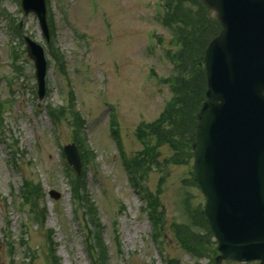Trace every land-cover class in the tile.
<instances>
[{
  "label": "rangeland",
  "instance_id": "rangeland-1",
  "mask_svg": "<svg viewBox=\"0 0 264 264\" xmlns=\"http://www.w3.org/2000/svg\"><path fill=\"white\" fill-rule=\"evenodd\" d=\"M162 9L163 0H47L54 30L49 41L63 57L61 67L36 16L24 15L20 0H0V264H46V243L62 264H92L87 240L92 242L91 229L97 230L93 242L99 264L211 262L213 237L201 227V210L192 208L203 207L205 196L185 181L192 161L151 170L146 182L138 183L122 158V151L138 157L142 146L136 127L144 122L150 127L173 95L164 81L175 73L164 52L173 51L169 39L174 33L161 23ZM20 21L21 29L16 26ZM23 33L45 48L42 99L36 94L33 63L20 41ZM69 99L76 109L70 120L59 109ZM112 114L118 135L109 126ZM73 124L85 125L78 139L86 158L84 179L74 193L61 155L63 145L73 141ZM156 150L161 159L172 152L167 143ZM29 180L38 183L39 192L32 191L37 187ZM26 191L37 200L35 212L21 197ZM145 191L159 197L157 209L148 208ZM37 212L45 215L43 224L31 218ZM191 213L197 223L187 221ZM183 223L199 242V257L181 246L177 231L185 228ZM196 240L188 245L196 249Z\"/></svg>",
  "mask_w": 264,
  "mask_h": 264
},
{
  "label": "water",
  "instance_id": "water-1",
  "mask_svg": "<svg viewBox=\"0 0 264 264\" xmlns=\"http://www.w3.org/2000/svg\"><path fill=\"white\" fill-rule=\"evenodd\" d=\"M222 26L204 54L207 87L196 114L194 177L222 258L264 260V0H204ZM47 36L45 0H22ZM44 93L43 49L25 37ZM76 171L80 160L66 145Z\"/></svg>",
  "mask_w": 264,
  "mask_h": 264
},
{
  "label": "trees",
  "instance_id": "trees-1",
  "mask_svg": "<svg viewBox=\"0 0 264 264\" xmlns=\"http://www.w3.org/2000/svg\"><path fill=\"white\" fill-rule=\"evenodd\" d=\"M184 1L190 2L192 6L185 8ZM163 6L162 23L169 28L171 33H174L173 37L169 39V43L174 45L175 50L165 51L166 57L175 64L174 78L172 80L170 77L167 78V82L171 84L173 97L163 110L162 116L158 117L150 127H145L147 131L142 126L137 128L136 134L143 142L144 149L136 159L130 160V166L137 174L139 183L146 179L150 170L161 166L166 167L169 164L183 163L191 155L190 144L195 127V113L203 100L206 85L203 67L204 49L208 41L220 29L215 14L201 0H164ZM166 124L169 126L164 128ZM78 130L80 131L81 127ZM162 143H167L173 153L170 157L160 160L156 148ZM83 157H85L84 152ZM140 162L143 164L141 167L139 166ZM162 177L163 182L165 176ZM79 180L81 179L75 181L77 189H79L77 183ZM159 190L161 191V189ZM145 192L144 198L148 208L157 209L160 205L157 200L159 197L150 191ZM22 197L25 203H29L30 210L35 212L37 200L32 199L30 191L23 192ZM35 219H39L43 223L45 215L37 212ZM186 223H183L185 228L181 227V231H177L178 238L184 247L197 251L201 247L199 242L188 232L189 224ZM88 225H91V220L87 221V228ZM96 232L97 230L91 229L92 242L88 238V251L93 264H99L98 251L93 242ZM190 240H196L193 242L196 249L194 246L188 245ZM47 246L46 264H61L52 244ZM101 257L104 258L102 255Z\"/></svg>",
  "mask_w": 264,
  "mask_h": 264
},
{
  "label": "flooded vegetation",
  "instance_id": "flooded-vegetation-1",
  "mask_svg": "<svg viewBox=\"0 0 264 264\" xmlns=\"http://www.w3.org/2000/svg\"><path fill=\"white\" fill-rule=\"evenodd\" d=\"M234 263H235V262H234ZM226 264H227V263H226ZM236 264H239V263L236 262ZM247 264H258V261L249 262V263H247ZM262 264H264V262H263Z\"/></svg>",
  "mask_w": 264,
  "mask_h": 264
}]
</instances>
